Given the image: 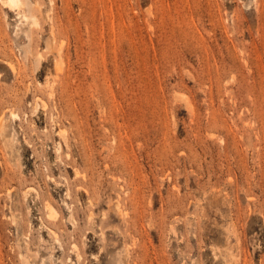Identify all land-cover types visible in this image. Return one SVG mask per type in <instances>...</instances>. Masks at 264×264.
Masks as SVG:
<instances>
[{"label":"rangeland","instance_id":"obj_1","mask_svg":"<svg viewBox=\"0 0 264 264\" xmlns=\"http://www.w3.org/2000/svg\"><path fill=\"white\" fill-rule=\"evenodd\" d=\"M0 0V264H264V0Z\"/></svg>","mask_w":264,"mask_h":264},{"label":"bare ground","instance_id":"obj_2","mask_svg":"<svg viewBox=\"0 0 264 264\" xmlns=\"http://www.w3.org/2000/svg\"><path fill=\"white\" fill-rule=\"evenodd\" d=\"M10 3H12V4H16V0H8Z\"/></svg>","mask_w":264,"mask_h":264}]
</instances>
